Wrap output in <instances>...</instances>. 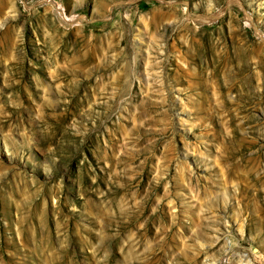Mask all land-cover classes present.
Masks as SVG:
<instances>
[{
  "label": "rangeland",
  "instance_id": "rangeland-1",
  "mask_svg": "<svg viewBox=\"0 0 264 264\" xmlns=\"http://www.w3.org/2000/svg\"><path fill=\"white\" fill-rule=\"evenodd\" d=\"M238 2L0 0V264H264V0Z\"/></svg>",
  "mask_w": 264,
  "mask_h": 264
},
{
  "label": "bare ground",
  "instance_id": "bare-ground-1",
  "mask_svg": "<svg viewBox=\"0 0 264 264\" xmlns=\"http://www.w3.org/2000/svg\"><path fill=\"white\" fill-rule=\"evenodd\" d=\"M239 2H238V0H229V4H232V5H234V4H238ZM228 4V5H229ZM239 6H241V5H239ZM200 17V16H199ZM195 18V17H194ZM216 18V16H214L213 18H209V17H207V18H203L202 19V17L199 19V21H201V22H208V21H212L211 19H215ZM202 19V20H201ZM195 20V19H194ZM240 257H243V259H245V261H248V263L251 261V259H250V257L251 256H240Z\"/></svg>",
  "mask_w": 264,
  "mask_h": 264
}]
</instances>
